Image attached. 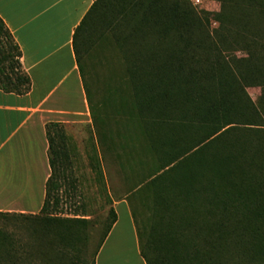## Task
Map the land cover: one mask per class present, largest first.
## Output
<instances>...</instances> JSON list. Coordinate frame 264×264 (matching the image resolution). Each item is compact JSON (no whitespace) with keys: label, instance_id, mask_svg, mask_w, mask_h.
<instances>
[{"label":"trees","instance_id":"obj_1","mask_svg":"<svg viewBox=\"0 0 264 264\" xmlns=\"http://www.w3.org/2000/svg\"><path fill=\"white\" fill-rule=\"evenodd\" d=\"M172 1L152 0L144 11V23L140 27L157 39L150 46L152 50L142 57L144 67L148 66L143 71L142 82L136 80L138 72L133 73V79L139 86L136 105L144 135L152 136L147 122L156 121L160 136L154 144L171 150L176 158L169 166L161 165L156 174L159 176L139 184L131 195L141 200V194L148 189L155 206L152 218H159L160 223L171 221L175 212H194L200 204L207 222L212 223V234L223 238L245 227L259 235L257 230L264 227V0H219L218 14L203 12L202 16L182 0ZM103 2L95 1L76 31L74 46L79 63L82 33ZM149 19L155 21L151 24ZM213 25L216 34L233 44L241 57L226 56L213 43L212 33L208 31ZM140 30L143 29L120 38L118 43L122 47L132 44ZM5 40H11V44ZM21 57L19 47L0 19V89L20 94L30 89ZM251 88L261 90L255 103L247 94ZM236 133L258 135V152H251L241 140L231 142L230 136ZM49 140L52 156L50 134ZM176 163L182 168L179 178L182 183L185 181L187 190L183 191L184 186L175 187L169 199L170 193L158 188L162 184L155 179L161 180L158 177L170 167L171 174L176 172ZM51 167L53 174L47 183L40 214L19 215L29 223L31 236L38 243L52 235L53 227L65 230L88 223L82 218L67 219L54 214L59 205L60 186L54 178L52 158ZM167 212H170L168 216ZM10 215L0 213L3 217ZM110 217L101 246L117 221L113 209ZM158 229L152 227L149 240L154 241L157 234L171 240L170 231ZM0 264H31L29 250L3 229H0Z\"/></svg>","mask_w":264,"mask_h":264},{"label":"rangeland","instance_id":"obj_2","mask_svg":"<svg viewBox=\"0 0 264 264\" xmlns=\"http://www.w3.org/2000/svg\"><path fill=\"white\" fill-rule=\"evenodd\" d=\"M200 1L201 4L197 5L196 0H182L183 4L201 16L203 12L214 15L221 11L219 0ZM150 2L152 0H104L101 10L84 28L80 65L92 102L95 132L91 129L81 130L86 131L85 137L75 140L68 138L64 129L54 128L51 158L54 178L60 186L57 193L59 205L54 214L60 218H82L88 223L65 230L53 227L52 235L38 243L39 240L31 236L29 223L19 216L21 214L0 216V229L12 234L29 250L31 264H95L97 252L111 222L113 199L124 198L135 204L137 197L131 195L134 189L159 176L156 175L159 167L169 166L176 158L171 150L154 144L160 136L154 124L156 121L147 122L152 136L144 135V125L139 119L136 105V97L139 96L136 80L142 82L143 71L148 67H144L142 57L152 50L150 46L157 39L152 32L140 27L143 13ZM149 21L152 24L155 20ZM215 28L213 25L208 29L212 33L213 43L220 46L226 56L241 57L242 54L233 44L216 34ZM138 29L143 30L138 31L132 44L122 47L118 43L120 38ZM4 42L11 44V40ZM134 72H138L136 80L133 79ZM247 94L255 103L261 90L251 88ZM259 138L255 134L236 133L230 136V141L237 143L241 140L251 152H258ZM176 167L178 169L173 174L170 167L158 177L161 180L155 179L162 184L158 188L167 191L166 194L170 193L169 199L175 187L186 184L179 178L181 166L176 163ZM184 187L183 191L186 192L187 185ZM141 197L140 203L145 209L139 212L151 216L149 220L146 219L147 229H166L171 234V240L157 234L151 241L144 233L143 247L149 263L264 264V227L257 230L259 235L243 227L222 238L220 234H212V223L207 222L200 204L194 212H175L171 214V221L167 219L160 223L159 218H152L155 206L148 189ZM170 212L165 214L168 216ZM126 225L123 213V226ZM110 253L107 251L102 256L101 264L107 263L105 255Z\"/></svg>","mask_w":264,"mask_h":264},{"label":"crops","instance_id":"obj_3","mask_svg":"<svg viewBox=\"0 0 264 264\" xmlns=\"http://www.w3.org/2000/svg\"><path fill=\"white\" fill-rule=\"evenodd\" d=\"M95 1L0 0V19L20 49L22 70L31 83L23 94L0 89V213L41 212L53 174V126L75 140L85 137L81 130L95 132L92 102L74 46L76 31ZM140 202L113 199L117 221L95 264H101L107 251L111 253L105 255V264H149L143 239L150 233L146 221L151 216L139 212L145 209Z\"/></svg>","mask_w":264,"mask_h":264},{"label":"built area","instance_id":"obj_4","mask_svg":"<svg viewBox=\"0 0 264 264\" xmlns=\"http://www.w3.org/2000/svg\"><path fill=\"white\" fill-rule=\"evenodd\" d=\"M196 3H197V5L201 4V1L200 0H196Z\"/></svg>","mask_w":264,"mask_h":264}]
</instances>
